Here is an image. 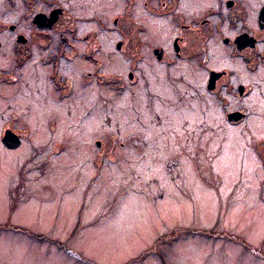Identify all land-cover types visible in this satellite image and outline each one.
<instances>
[{
  "label": "rangeland",
  "instance_id": "obj_1",
  "mask_svg": "<svg viewBox=\"0 0 264 264\" xmlns=\"http://www.w3.org/2000/svg\"><path fill=\"white\" fill-rule=\"evenodd\" d=\"M27 1L0 0V71L10 74L0 86V264H264V184L259 183L264 79H252L255 115L236 127L225 117L232 107L207 100L199 85L194 84L200 94L190 90L196 100L189 95L188 103L178 105L175 95L166 94L169 84L154 81L164 98L158 111L171 114L167 129L180 126L179 136L169 140L155 124L146 89L138 100L139 88L128 83L124 90L115 88L130 66L117 52L121 35L115 19L119 15L127 26L136 0H68L79 20V38L101 30L98 17L108 24L99 37L100 57L116 77L110 76L108 89L86 91L84 76L93 68L80 56L63 62L61 75L77 87L66 98L64 90L54 94L50 67L41 63L42 47L31 45L32 39L42 41L32 28L35 19L27 18ZM216 2L197 0L193 7L190 2L186 11H203ZM38 3L34 11L45 8ZM126 45L121 48L132 42ZM78 47L86 44L79 41ZM23 49L37 50L26 61ZM222 53L221 66L238 68ZM182 108L186 115L176 120ZM88 110L95 115L83 126ZM7 133L21 142L15 150L4 144ZM238 137L245 142L230 151ZM254 145L260 146L258 154ZM249 154L257 164L254 174Z\"/></svg>",
  "mask_w": 264,
  "mask_h": 264
},
{
  "label": "flooded vegetation",
  "instance_id": "obj_2",
  "mask_svg": "<svg viewBox=\"0 0 264 264\" xmlns=\"http://www.w3.org/2000/svg\"><path fill=\"white\" fill-rule=\"evenodd\" d=\"M195 1L197 2V0H149V2L148 0H136L131 8L133 10L132 20L126 23L127 26L119 23L121 18L119 15L115 19V24H118L116 30L121 35L117 52L126 55L130 62L127 76H118L119 80L115 88L124 90L129 87L128 84L133 85L135 89L139 88L135 93L138 100L142 99L144 93L142 88L146 89L151 102L153 101L154 111H152L155 113V124L159 129L161 128V135L169 140L174 133L179 136L180 126L175 127L177 129L174 132L171 127L167 129V121L171 114L166 112L167 115H165L166 113L158 111L159 106L164 104V98L156 91L154 81L162 80L168 83L169 85L164 87L166 94L175 95L179 102L178 105L188 103L189 95L196 100V96L190 90L193 89L194 93L200 94L194 84L199 85L203 89L204 97L208 98L207 100L212 98L224 108L232 107L226 110L225 117L229 126L236 127L247 123L255 115L250 102L256 92L257 83L252 79L260 77L264 79V3L254 4L252 8L249 5L251 0H217L216 6L203 11L197 9V12L189 14L186 10L191 8L190 2L193 7ZM198 1L204 3L212 0ZM67 2L68 0H39V3L37 0H28L26 2L28 4L27 18L35 19L32 28L35 32H40L35 36L39 37L37 40L42 41L37 44V41L32 39L33 43L31 41L28 45L32 43L33 46L42 47L38 48L43 57L41 63L50 67L51 74L48 75V81L54 94L62 93L64 90L63 98H66L73 91L76 92L75 80L61 75L60 66L63 62L70 63L78 56L83 57L89 63L90 69L93 68L84 76L86 91L93 88L108 89L109 86H113L109 82L110 76L115 78L116 75L106 72L105 62L100 57L104 49L99 41L101 34L107 33L108 24L103 23V20L98 17L96 21L102 25L100 32H90L79 38L76 26L79 20L67 6ZM36 3L44 4L45 8L42 11H34L33 6ZM139 3H143L145 14L142 15L146 19L138 17L140 15L137 9ZM14 28L13 26L10 29L14 30ZM53 31L57 32L51 33ZM128 32L132 34L131 37L126 34ZM79 41L86 44L85 49H79ZM27 42L28 39L25 44ZM128 42H132L131 47H127ZM123 43L125 45L127 43V48H121ZM36 50L23 49L20 54L27 61V57H32ZM222 51L228 52L226 55L234 63H239L238 68L221 66L219 58H222L220 56ZM48 52L51 54L46 56ZM9 76V72L0 71V86ZM184 109H181L180 116L175 115L176 120L186 115ZM94 115L91 110L83 114V119L89 117L83 126H86V122ZM16 119L17 117L12 115L11 120ZM109 119L111 117L108 116L106 121ZM55 121L53 119L49 124L48 131L51 135L56 131ZM13 128L16 129L14 126ZM23 131L24 133L28 131L27 127ZM259 147V145H254V151L256 150L257 154ZM259 156L261 168L264 169V155L259 154ZM176 165L177 163L174 162L172 167ZM259 183L264 184V176Z\"/></svg>",
  "mask_w": 264,
  "mask_h": 264
},
{
  "label": "bare ground",
  "instance_id": "obj_3",
  "mask_svg": "<svg viewBox=\"0 0 264 264\" xmlns=\"http://www.w3.org/2000/svg\"><path fill=\"white\" fill-rule=\"evenodd\" d=\"M97 120H98V118H96V120H93L92 122H90L89 127L90 128H93L94 127V124L97 122ZM67 122H69V121H66L65 120L64 121V124L67 123ZM244 140H245L244 137L243 138H239L238 137V139H235V142L232 143V145L229 146V150L230 151H235L237 148L241 149V146L240 145L242 144V142H245ZM71 157H72L71 154H70V156L68 155V158H71ZM248 162H249V168H250L249 169V173H252L253 171L256 170V167H257L256 161H255L253 155L249 154V160H248ZM251 177L252 176H250V178ZM74 190H75V188H74Z\"/></svg>",
  "mask_w": 264,
  "mask_h": 264
},
{
  "label": "water",
  "instance_id": "obj_4",
  "mask_svg": "<svg viewBox=\"0 0 264 264\" xmlns=\"http://www.w3.org/2000/svg\"><path fill=\"white\" fill-rule=\"evenodd\" d=\"M40 18H38L39 20ZM1 45V44H0ZM20 140L18 137L12 133H7V135L4 138V144L9 149H16L20 146Z\"/></svg>",
  "mask_w": 264,
  "mask_h": 264
}]
</instances>
